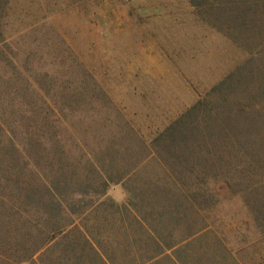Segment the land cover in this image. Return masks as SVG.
Masks as SVG:
<instances>
[{
    "label": "rangeland",
    "instance_id": "1",
    "mask_svg": "<svg viewBox=\"0 0 264 264\" xmlns=\"http://www.w3.org/2000/svg\"><path fill=\"white\" fill-rule=\"evenodd\" d=\"M228 3L0 0V264H67L110 181L195 198L235 264H264L263 166L213 146L212 89L247 60Z\"/></svg>",
    "mask_w": 264,
    "mask_h": 264
},
{
    "label": "crops",
    "instance_id": "2",
    "mask_svg": "<svg viewBox=\"0 0 264 264\" xmlns=\"http://www.w3.org/2000/svg\"><path fill=\"white\" fill-rule=\"evenodd\" d=\"M116 181L104 201L73 222L82 243L69 244L67 264H235V253L193 197L158 190L127 195ZM82 221V222H83ZM77 230V231H78Z\"/></svg>",
    "mask_w": 264,
    "mask_h": 264
},
{
    "label": "trees",
    "instance_id": "3",
    "mask_svg": "<svg viewBox=\"0 0 264 264\" xmlns=\"http://www.w3.org/2000/svg\"><path fill=\"white\" fill-rule=\"evenodd\" d=\"M228 4L234 30L238 36L244 39V43H240L237 39H234V42L245 52L247 60L244 65H238L234 72L227 75L212 89V93L218 97L216 100L214 99L215 102L212 107L215 130L213 146L215 151H235L237 153L244 151L245 155L248 154L251 157L252 162H254L252 164L263 166L261 177L258 180L263 183L264 0H229ZM1 36L0 33V38ZM208 105L210 104L199 102L198 106L188 110L184 118H189L191 111L195 109H204L202 122L206 130L208 128L206 120L209 114V112L207 113ZM238 166H241L239 161L235 168ZM251 175L255 177L253 173ZM242 176L240 170L239 178ZM108 181L109 179L106 180V183ZM65 209L71 213L67 206ZM54 232H51L38 248L28 253V256L30 254L31 256L35 255L43 247L50 244L54 240L52 237Z\"/></svg>",
    "mask_w": 264,
    "mask_h": 264
}]
</instances>
